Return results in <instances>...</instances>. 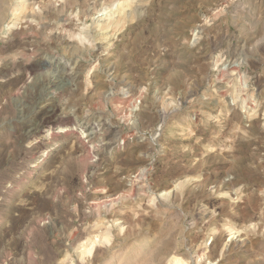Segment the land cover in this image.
<instances>
[{
  "label": "rangeland",
  "instance_id": "374dc122",
  "mask_svg": "<svg viewBox=\"0 0 264 264\" xmlns=\"http://www.w3.org/2000/svg\"><path fill=\"white\" fill-rule=\"evenodd\" d=\"M0 264H264V0H0Z\"/></svg>",
  "mask_w": 264,
  "mask_h": 264
},
{
  "label": "bare ground",
  "instance_id": "6f19581e",
  "mask_svg": "<svg viewBox=\"0 0 264 264\" xmlns=\"http://www.w3.org/2000/svg\"><path fill=\"white\" fill-rule=\"evenodd\" d=\"M229 65V64H228ZM47 69V68H46ZM223 72V71H222ZM34 86V85H33ZM41 87V86H40ZM31 92V91H30ZM38 98V97H37ZM47 121V120H46ZM46 123V122H45ZM47 124V123H46ZM44 127V126H43ZM57 128V127H56ZM53 134V132H48L47 134H45V135H42V136H40V138L38 137L36 140L38 141V140H41V139H44L45 137L47 138V137H49V136H51ZM39 143V142H38ZM94 207H95V205H94Z\"/></svg>",
  "mask_w": 264,
  "mask_h": 264
}]
</instances>
